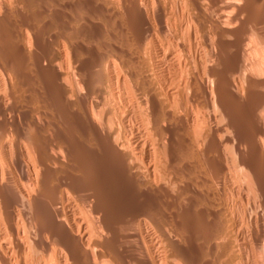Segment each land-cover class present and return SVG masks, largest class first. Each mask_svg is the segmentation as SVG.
<instances>
[{
    "label": "bare ground",
    "instance_id": "obj_1",
    "mask_svg": "<svg viewBox=\"0 0 264 264\" xmlns=\"http://www.w3.org/2000/svg\"><path fill=\"white\" fill-rule=\"evenodd\" d=\"M0 39V264H248L264 0H3ZM250 216L262 257L264 215Z\"/></svg>",
    "mask_w": 264,
    "mask_h": 264
},
{
    "label": "rangeland",
    "instance_id": "obj_2",
    "mask_svg": "<svg viewBox=\"0 0 264 264\" xmlns=\"http://www.w3.org/2000/svg\"><path fill=\"white\" fill-rule=\"evenodd\" d=\"M1 1H3V0H1ZM1 1H0V2H1ZM18 7H21V6L19 5ZM18 7L16 6V9H17ZM16 9L14 8L15 11L13 10L12 14L10 13V14H11V17L8 16V17H10V19L12 18V19H11V20H12V23L15 22V23L13 24L15 29L18 27L19 24L21 25V23H20L21 20H20V21H19V19L16 20V17H15V13H14V12H16V14H17L19 11H21L20 9H22V8H20V9L18 8V9H19L18 12H17ZM70 10H72V11L70 12V11H66V10H65V11H66L65 14L70 15V13H74V11H75L74 9H70ZM22 11H23V9H22ZM22 11H21V13H20V12H19V13H20V14L23 13L22 15H24V18L29 19V18H28V14H29V13H28L27 11H25V10H24L23 12H22ZM25 12H26V13H25ZM77 12H78V10H76V12H75L74 14H76ZM13 13H14V14H13ZM19 13H18V14H19ZM24 13H25V14H24ZM3 14H4V13H3ZM12 15H13V16H12ZM25 15H27V16H25ZM42 16H43V15H42ZM72 16H73V14H72ZM14 17H15V18H14ZM13 19H14V20H13ZM27 19H24V20H27ZM44 21H45V20H44ZM92 21H93V20H92ZM92 21H91V22H92ZM21 22H22V21H21ZM91 22H90V23H91ZM94 22H95V24H94L95 26L93 25ZM44 23L46 24L47 22L45 21ZM93 23L90 24V30H97V29H99V30H97V31H102V28H103L104 25H103V23H101V21H99V20H98V21L94 20ZM98 23H99V24H98ZM15 24H16V26H15ZM17 24H18V25H17ZM20 25H19V26H20ZM88 26H89V25H88ZM101 26H102V27H101ZM98 27H99V28H98ZM100 27H101V28H100ZM92 28H93V29H92ZM104 29H106V27H104ZM104 29H103V31H102L103 33L106 32ZM104 31H105V32H104ZM161 39H162V40H161ZM0 40H2V39H0ZM160 40H161V41H160ZM160 40L158 39V41L163 42V43L157 42L158 46H159V44H161L162 46H164L163 48L166 49V50L164 49L165 52H167V48H168V47L166 46V45H168V42H166L167 40L164 39L162 36L160 37ZM164 41H165V43H164ZM3 43H5V42H4V41H3V42L1 41V45H0V46H5V45H7V44H3ZM2 44H3V45H2ZM90 44H91V43H90ZM163 44H165V45H163ZM91 45H92V44H91ZM91 45H89V46H91ZM93 45H94V46L91 47V48H92V50H91L92 52L90 51L91 53L89 54L90 56H89V55H87V56L85 55V57H82V58L85 59V60L82 59L83 61H85V62H89V61H90V58H91V54H93V53H95V52H96V53H97V52H98V53L100 52V51H98V49H97V48L100 47V45H97V43H96V45L93 43ZM6 47H8V45H7ZM10 47H11V46H10ZM95 48H96V49H95ZM99 50H100V49H99ZM93 51H94V52H93ZM169 51H170V50H168V53H169ZM0 57H2L1 54H0ZM86 57H87L88 59H87ZM87 60H88V61H87ZM0 61H2V58H0ZM27 61H28V59H27ZM27 73H28V71H27ZM231 139H233L232 136H231ZM232 142H233V141H232ZM231 145H232V144H231ZM230 147H231V146H230ZM229 149H230V148H229ZM229 149H228V150H229ZM228 152H230V150H229ZM230 154H231V153H228L227 158H228V157H229V159H230L231 157H234V158H235V156H233V155H234L233 153H232L231 155H230ZM230 156H231V157H230ZM245 156H246V159H248V155H245ZM234 158H233V159H234ZM233 159L231 158V161H230V162L232 163V165L234 164V163H233L234 161L232 162ZM226 161H228V163H229V160H228V159H226ZM226 164H227V162H226ZM232 165L230 164V165L228 166V164H227V168L230 167V168H228V169H229V170L231 171V173H232V174H231V173H230V174L233 175V176H234V174H235V175L237 174L238 176H237V175H236V176L238 177V180H239V181L242 180V181H240V184H241V182H245V183H242L241 185H242V186H243V185H246V184H247V183H246V182H247V178H245V176H246L245 174L248 173L247 169H242L241 171H240V169H239V171H240V174H239V173H238L239 171H238V172L235 171V169H237V168H236V167H235V168L233 167V166H235V165H233V166H232ZM231 167H233L234 170H233ZM262 167H263V168H262ZM237 170H238V169H237ZM244 170H246V171H245L246 173H243V175H245V176L243 177V175L241 174V172H242V171L244 172ZM230 171H229V172H230ZM233 172H234V174H233ZM249 172H250V171H249ZM257 172H258L262 177H264V166H261V165H260V168H258V171H257ZM250 174H251V172L248 173L247 175H250ZM239 176H240L241 179H239ZM119 183H120V182H119ZM119 183H117L116 185H110V186H108V187L105 186V187H103V188H104V189H105V188H106V189L109 188V189H108L109 192H110V189H111V190H112L111 192H114V191H115L116 193L120 192V194H121V193H125V192L128 191V190L130 191V187L127 186L125 182H124L125 184H124V183L119 184ZM244 187H245V186H244ZM244 187H243V188H244ZM103 188H102V189H103ZM120 188H121V189H120ZM128 188H129V189H128ZM106 189H105V190H106ZM119 189H120V190H119ZM244 189H245V188H244ZM244 189H243V193H244V191H245V193L249 192V193H247V194L249 195L248 198H251V199L253 198V199H252V200L249 199L250 202L252 201L251 203L248 204L249 207H248V205L245 203V204L247 205V208H244V209L247 210L248 212L245 211L244 213H242V212L244 211V210H242V209H243V206H244L245 204H244V205L240 208V210H238V211H239L241 214H245V213L247 212L248 214L246 213V215H244V216H246V218H247V215H248V216L251 215V216H250V217H251V218H250L251 221H254L253 219H255L256 216L258 217L260 214H261V216L263 217V215H264V214H263V213H264V206H262V205L264 204V201H263L264 198L261 197V195L259 194L258 191L254 192L255 189H254V190L252 189V193H251V191H250L251 189H250L249 191H246L247 188H246V190H244ZM248 189H249V188H248ZM108 190H107V191H108ZM116 190H117V191H116ZM122 190H123V191H122ZM124 191H125V192H124ZM257 192H258V193H257ZM245 193H244V194H245ZM250 193H251V194H250ZM254 193H255L256 195H255ZM120 194L118 193V195H120ZM247 194H245V195H247ZM116 195H117V194H116ZM174 195H175V194H174ZM254 197H255V198H254ZM259 197H260V198H259ZM261 198H262V199H261ZM256 199H257V200H256ZM258 199H259V200H258ZM255 200H256V201H255ZM260 200H261V201H260ZM138 201H140V202H138ZM112 202H113V203H112ZM112 202H111V200H109V201H105V202H103V203H104V206H114V203L116 204L115 200H113ZM141 202H142L141 200H135L134 203H132V206H131V207H129V205H131V204H126V203H124V205H123V203H121V207H120L121 209L119 210V212H116V213H120V212L124 211V209H126V208H127L126 211H128L129 209H133V208H135V207H136L135 210H141V206H142V204H143V203H141ZM262 202H263V204H262ZM103 203H102V205H103ZM133 204H136V205H133ZM153 204L156 205V206H154V208H153V209L156 211V214H154V215H155V217H157V218L159 219V221H161V223H162V225H161V226H158V227H159V228L162 227L161 229H162V230H166L165 232H166L167 234H168V232H169V233H171V234L174 236V234H173V231H174V230H172L171 228L174 229V227H173L172 224L175 223V222H173V221L175 220V218L173 217L174 219L172 218L173 220L171 221V217L175 215V211H174L173 209L170 210L171 208H166L165 205H164V201H163V200H161V201L158 202V203H153ZM252 204H253V205H252ZM122 205H123V206H122ZM127 205H128V207H127ZM161 205H162L163 207H162ZM246 205H245L244 207H246ZM250 205H252V206H250ZM254 206H255V207H254ZM259 206L262 207V208L260 209ZM125 207H126V208H125ZM163 208H164V209H163ZM253 208H254V209H253ZM161 210H162V211H161ZM250 210H251V211H250ZM170 211H171V212H170ZM172 211H173L174 213H173ZM241 211H242V212H241ZM258 211H259V212H258ZM252 212L255 213V214H253ZM169 213H172V215L170 214V215H171V216H170ZM249 213H252L254 216H253L252 214L249 215ZM161 214H162V216H161ZM159 215H160V216H159ZM168 215L170 216V218H168ZM241 216H242V215H241ZM244 216H243V220H244V221L242 220L243 223L241 222V223L239 224V226H240L241 229L243 230L244 234H246V240H247L246 242L249 243V245H250L251 248H252V245L255 244V243H253V242H254V238H253L252 235H253V231L256 229V226H254V225H250V226H249V225L247 224L248 221H249V218L245 219ZM165 217L168 218L169 221H167V219H166ZM162 218L165 219V222H162ZM263 218H264V217H263ZM163 221H164V220H163ZM166 221H167V222H166ZM245 221H247V223H245ZM149 222H150V221H149ZM168 222H169V223H168ZM170 222H171V223H170ZM150 223H151V222H150ZM161 223L159 222V224H161ZM164 223H168V224H164ZM244 223L247 224V225L245 226ZM152 224H153V223H151V225H152ZM169 224H171V225H169ZM241 224H244V225H241ZM163 225H164V226H163ZM152 226L156 228V226H155L154 224H153ZM244 226H245V227H244ZM247 226H248V228H247ZM150 227H151V226H150ZM163 227L166 228V229H164ZM168 227H169V228H168ZM243 227H244V228H243ZM251 227H252V228H251ZM254 227H255V229H254ZM245 228H246V230H245ZM249 228H250L251 232H250L249 230H247V229H249ZM263 228H264V226H263ZM153 229H154V228H153ZM161 229H159V230L157 229V231L160 232ZM149 230H150V229H149ZM162 230H161V231H162ZM246 231H247V233H245ZM150 232H151V233L153 232V231H152V227H151V231H150ZM163 232H164V231H163ZM248 232H249L250 235L248 234ZM251 233H252V235H251ZM171 234H170V235H171ZM247 234H248V235H247ZM155 235H156V234H155ZM157 235H158V234H157ZM157 235H156V236H157ZM172 235H171V236H172ZM251 236H252V237H251ZM248 239H250L251 241H249ZM252 239H253V241H252ZM250 243H251V244H250ZM194 244H195V248H196V249L198 248L200 251H201V249L203 250V248H204V247H203V246H204L203 242H201V241H196ZM253 246H254V245H253ZM255 246H256V244H255ZM255 246H254V247H255ZM254 247H253V249L250 248L249 254H247V255H249L251 258H253L252 256L254 255V258H253V259H251L249 256H247L248 258H250V259L248 260V262H247L248 264H255L256 261L259 260V258L264 262V256H263L264 254H262V257H263V258H262L261 256H259V255H261V253H262V251H261V250H262V246H259V245L256 246V248H255L256 251H255ZM200 248H201V249H200ZM257 248H258V249H257ZM259 248H261V249L259 250ZM198 249H197V250H198ZM257 250H259V251H258L259 253H255V254H254L253 251H254V252H257ZM251 251H252V252H251ZM252 254H253V255H252ZM256 254H257V256H258L259 258L256 256ZM169 255H170V254H169ZM245 255H246V254H244V257H246ZM251 255H252V256H251ZM244 257H243V258H244ZM247 257H246V259H247ZM256 257H257L258 259L255 260ZM171 258H172V260L176 261L173 257H171ZM171 258H169V260H170V261L168 260L169 262L172 261ZM244 260H245V258H244ZM251 260H252V261H251ZM174 261H172V263H174ZM250 262H251V263H250ZM175 263H176V262H175ZM175 263H174V264H175Z\"/></svg>",
    "mask_w": 264,
    "mask_h": 264
}]
</instances>
